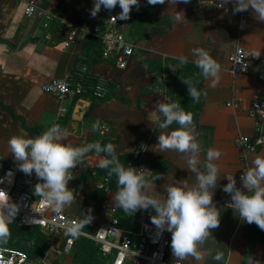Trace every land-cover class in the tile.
<instances>
[{"label": "crops", "instance_id": "crops-1", "mask_svg": "<svg viewBox=\"0 0 264 264\" xmlns=\"http://www.w3.org/2000/svg\"><path fill=\"white\" fill-rule=\"evenodd\" d=\"M36 1L40 8L58 18L52 24L51 40L43 39L38 18L25 17L24 0H0V107L9 108L22 118L27 128L47 130L53 124L60 125L67 133L65 142L76 147L90 144L92 134L99 131V127L93 130L94 124H105L104 135L111 136L110 143L115 146L116 154L129 153L141 146L137 165L144 168L155 157L169 162L163 178L155 182L153 189L155 194L164 198L168 184L175 180L195 183V175L187 169L180 153L159 151L156 145L162 130L151 118L156 102H166L165 97L162 99L156 92V85L162 84L158 79L162 80V73L172 65L177 67L175 77L176 71L184 66L178 57H187L185 65L197 69L201 92L206 93L200 97L196 119L193 120V132L198 134L202 144L199 167L203 169L208 148L222 153L215 161L220 167L221 179L213 197L221 216L219 227L211 230L212 237L203 246L204 258L196 261L189 257L183 264H250V260L253 264H264V243L253 245L245 237V229L237 225L238 215L225 206L231 196L223 191V186L228 183L224 175H234L237 187L246 191L240 179L243 169L250 167L255 157H264L263 146L250 153L247 162L243 163L240 151L233 145L236 136L253 133L254 120L247 110L251 98L261 89L257 75L264 74V22L255 18L251 9L233 14L232 10L218 6H229L231 0L226 4L224 0H189L188 3L165 0L164 4L154 6L149 5L147 0H139V10L133 7L129 19H118L120 29L137 46L129 67L120 70L112 62L102 61L99 54L92 55L90 49L85 57L86 41L90 39L88 32L102 28L108 16H118L121 11L119 5L111 11L101 6L99 13L92 17L90 13L94 0ZM176 12L180 13L181 19H177ZM72 27L78 28L79 33L66 46L65 41ZM237 46L247 52H256L258 57L249 60L247 75L233 79L228 73V57ZM198 47L207 50L222 67L216 87H211V80L205 79L192 63L194 57L191 50ZM79 63L87 65L88 77L93 80L101 78L109 84L105 100L93 105L87 85V93L82 98L71 96L64 101L42 92V85L52 79H67L73 85L76 82L75 68ZM169 86L165 87L166 91ZM232 98L239 103L237 110L227 106ZM62 107L66 112L60 115ZM89 108L88 120H92L91 124L84 120ZM174 129L173 124L166 131ZM13 135L31 138L19 121L13 120L0 108V169L12 167L22 172L9 152L8 140ZM102 158L96 153H87L83 162L72 170L74 179L68 184L76 199L71 206L65 207L66 212L70 217L84 218L90 209L93 219L84 229L88 233L107 224L108 216L101 206L104 201L113 202L114 193L108 191L102 202L92 203L91 197L98 183L92 179L84 180L76 190V178L86 167L98 166ZM30 179V189L34 194L35 185L40 181L34 173ZM102 214L105 220H101ZM168 236L167 258L172 260L171 233L168 232ZM43 238L45 247L30 256L35 260L47 251L48 241ZM216 251L224 254L221 261L212 259ZM56 263L75 264L72 254L57 258Z\"/></svg>", "mask_w": 264, "mask_h": 264}, {"label": "clouds", "instance_id": "clouds-1", "mask_svg": "<svg viewBox=\"0 0 264 264\" xmlns=\"http://www.w3.org/2000/svg\"><path fill=\"white\" fill-rule=\"evenodd\" d=\"M178 0H170V3ZM188 3L189 0H182ZM229 0H224V4ZM233 14L251 9L254 17L264 22V0H231ZM149 5L164 4L165 0H147ZM119 5L121 11L112 19L127 20L133 7L139 10V0H94L91 16L95 17L101 10H113ZM177 19H181L180 13ZM192 63L200 70L205 79L211 80V87H216L220 81L222 67L204 48H193ZM180 64L188 63L185 56L178 57ZM238 63L240 61H237ZM188 86V94L194 102H199L202 93L191 81L183 80ZM198 83V82H197ZM63 89V85H60ZM99 94V93H98ZM166 102H156L151 111L152 120L162 131L156 145L160 152L175 151L182 155L187 169L195 175V183L187 180L169 183L166 196L161 198L153 189L155 181L162 175H148L143 169H137L122 164L116 154L115 146L111 143L101 145L100 142L85 146H73L66 143L67 133L60 125L53 124L46 131L35 137L26 138L23 135H13L8 140L9 152L18 162L19 170L26 175L33 173L40 181L35 185L34 195L54 211L60 212L75 202V195L68 187L74 179L73 169L81 164L87 153L94 151L97 155L104 153L98 167L106 169L109 177L115 176L117 190L113 195V210L119 208L127 215H133L138 210L152 209L155 215L151 222L160 232L171 233V252L175 264H183L189 257L196 261L204 258V244L211 235V230L220 225L221 213L216 207L213 197L214 190L221 179L220 167L215 163L222 153L215 148H208L203 164H201L202 144L198 134L193 132V114L186 112L180 103L165 97ZM179 127L168 132L173 124ZM97 130L99 122L94 124ZM264 142L258 139L257 143ZM228 183L223 191L231 196L227 207H230L238 217L248 223L255 224L264 231V157L257 156L251 166L243 169L240 177L243 185L237 187L234 175H224ZM20 209L3 189H0V244H6L10 238L9 221L14 220ZM91 210L82 220L70 223L65 227V235L72 239L83 235L82 229L91 223ZM211 254V250H209ZM223 252L216 251L212 259L221 261ZM250 264L253 261L250 260Z\"/></svg>", "mask_w": 264, "mask_h": 264}, {"label": "built area", "instance_id": "built-area-1", "mask_svg": "<svg viewBox=\"0 0 264 264\" xmlns=\"http://www.w3.org/2000/svg\"><path fill=\"white\" fill-rule=\"evenodd\" d=\"M24 1L25 17L38 18L43 39L51 40L53 37L52 24L58 18L40 8L36 0ZM218 6L227 11L234 7L233 3L229 6L223 4H218ZM112 17H117V15L108 16L102 28H95L89 31L88 35L98 40L103 60L112 62L120 70H125L131 64L137 46L120 29L118 19L114 20ZM78 33V28H70L65 45L73 42ZM257 57L256 52H247L242 47H235L228 57L229 75L233 79L247 75L250 71L249 60ZM87 77V65L79 63L75 68L76 82L73 85L67 79H52L42 85L41 90L64 101L83 92ZM257 78L261 89L251 98L247 110V114L254 120L253 133L250 136L238 135L233 141L234 147L240 151V159L243 163L246 162L248 154L264 146V142L257 143L258 139L264 140V74H258ZM60 85H63V89ZM91 91L96 100H101L106 95L107 82L101 78L95 79ZM227 106L237 110L239 103L232 98ZM65 112L66 109L62 107L59 114ZM106 129L107 126L101 124L98 133L104 135ZM132 167L143 169L136 164ZM106 182L104 178L103 183H98V188H103ZM30 185L29 175L16 171L12 167L0 169V189L7 192L20 209L18 215L14 220H10L9 224L16 221L25 230L37 229L48 241L47 251L35 260L28 255L25 249L11 247L7 243L0 244V264H57V258L72 254L76 242L81 238L92 241L108 264H175L173 259L167 258L170 243L168 232H160L151 222V216L155 215L152 209L138 210L134 228L128 229L121 225L118 208L113 210V202L104 201L101 208L108 216L107 224L97 227L91 233L86 232L84 227L82 229L84 234L72 239L65 235V227L82 220L83 217H70L65 208L60 212H54L46 202L33 194ZM227 204L228 202L225 203L226 207ZM237 225L246 228L249 224L238 217ZM24 239L27 240L30 237H24ZM24 244L27 248H32L34 242L31 239L25 241Z\"/></svg>", "mask_w": 264, "mask_h": 264}, {"label": "trees", "instance_id": "trees-1", "mask_svg": "<svg viewBox=\"0 0 264 264\" xmlns=\"http://www.w3.org/2000/svg\"><path fill=\"white\" fill-rule=\"evenodd\" d=\"M86 44H87V49L85 51V57L87 56V52L89 51V49L92 55L96 53V54H99L101 57V48H100V44L97 39L90 37V39L86 41ZM196 70H197L196 68L193 69L190 66H187L184 64V66L180 70L176 71L175 77L181 76L186 79H189V78L194 79V81H196L195 86L198 88V90L202 91L201 81L198 77V73H196L197 72ZM93 83H94L93 78L87 77L86 81L84 82L83 92H81V94L75 95L74 97L82 98L84 94L87 93V90H85V87L87 85L89 86V89H90L89 93L91 95V98L94 100L93 105L105 100L108 96L109 84L107 83V92H106L105 97L102 98L101 100H96L91 91V86ZM166 95L169 99L174 100L178 103H183V102L185 103L189 101L191 106H189L188 112H191L193 114V120L196 119V110L199 107L198 106L199 103L191 100L188 92L181 93L180 91H177V90L173 91L172 87H168L166 91ZM0 108L6 111L13 120L19 121L21 123L22 129L27 131L31 135V137H35L36 135H39L42 132L46 131L40 127L27 128L25 125V121L22 118L16 116L9 108H6L4 106H1ZM90 108H92V106ZM90 108L84 114V120L88 124L92 123V120H88V116L91 111ZM111 140H112L111 136L100 135L98 132H96L92 134V137L90 138V144L100 142L101 145L103 146V145L110 143ZM140 152H141V146H137V148L134 151L129 152V153H124V154H117V156L120 162L124 164L126 167L127 166L132 167L135 164L137 165ZM90 153H95V152L92 151ZM99 155L104 157L105 154L101 153ZM168 167H169V162L167 160L155 157V158H152L148 162L147 166L144 167L143 170L148 175H162L163 176L165 172L167 171ZM104 178L107 180V182L104 184L103 188L95 189L91 197L92 203L102 202L105 199L106 193L108 191L115 193V191L117 190L116 177L115 176L109 177L106 169H101L98 166L86 167L85 170L76 178V184H77L76 190L79 184L84 180L92 179V180H95L97 183H103ZM118 213L120 215L121 225L125 228L133 229L135 226L134 222L136 219L137 211L133 215H127L121 209L118 208ZM9 228H10V233H11L10 238L7 242L9 246L20 248V249H25L29 256L39 253V251L45 247L44 238L38 231L36 230L33 231L32 232L33 234L30 236V239H27V240L32 239L34 242V245L32 248H27L26 245L24 244V242L27 240L24 239L23 237L24 233H22L24 229L21 228L16 221L13 222L12 224H9ZM255 233L256 232L255 230H253L252 224L248 225L245 228V237L249 240V242L253 243V245L256 243H262V242L256 241L258 238L256 237ZM72 262L75 264H107L106 263L107 260L100 255L98 247L92 241L85 239V238H81L76 242V245L72 252Z\"/></svg>", "mask_w": 264, "mask_h": 264}, {"label": "rangeland", "instance_id": "rangeland-1", "mask_svg": "<svg viewBox=\"0 0 264 264\" xmlns=\"http://www.w3.org/2000/svg\"><path fill=\"white\" fill-rule=\"evenodd\" d=\"M102 61H105V60L102 59ZM105 62H109V61H105ZM176 68L177 67H175L174 65L169 66L168 70L162 73V75H161L162 76V80H161V78L158 79L159 81L162 82V84H161V86H159L158 84H157L158 86L156 85V92L160 96H162V99H163V97H167L166 89H165V87L167 85H171L169 87H172L173 91L177 90V91H180L181 93L182 92L186 93V92H188V86L183 82V80L191 81L193 85L196 84V81H194V79H192V78L186 79V78H183L181 76H178L179 78L178 77H174V72H175ZM180 104L184 108V110L186 112H188V110H189L188 108H189V106H191L189 101H187L185 103L183 102V103H180ZM174 126L176 128H178L177 124H174ZM248 156H249V154H248ZM101 216H102L101 220H105V218H106L105 215L102 214ZM252 228H253V230H255V232H256L255 235L258 238L256 241L264 243V231L259 229L258 226L255 225L254 223L252 224ZM30 230H32V231H30ZM35 230L38 231L37 229H29V230H25L24 229L22 233H24V237H30L33 234L32 232L35 231ZM22 233H20V234H22ZM12 244H14V243H12ZM69 264H72V263H69Z\"/></svg>", "mask_w": 264, "mask_h": 264}]
</instances>
